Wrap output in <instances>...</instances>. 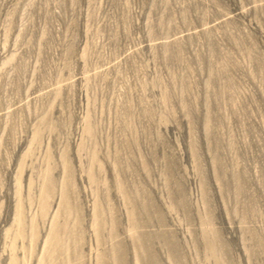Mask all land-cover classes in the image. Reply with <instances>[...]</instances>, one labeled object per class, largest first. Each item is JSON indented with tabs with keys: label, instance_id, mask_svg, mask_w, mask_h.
<instances>
[{
	"label": "rangeland",
	"instance_id": "obj_1",
	"mask_svg": "<svg viewBox=\"0 0 264 264\" xmlns=\"http://www.w3.org/2000/svg\"><path fill=\"white\" fill-rule=\"evenodd\" d=\"M0 264H264V0H0Z\"/></svg>",
	"mask_w": 264,
	"mask_h": 264
}]
</instances>
